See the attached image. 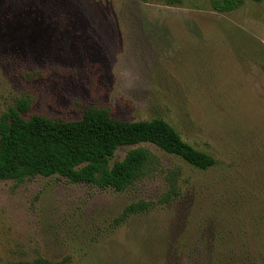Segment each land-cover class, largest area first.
I'll return each mask as SVG.
<instances>
[{"label": "rangeland", "instance_id": "374dc122", "mask_svg": "<svg viewBox=\"0 0 264 264\" xmlns=\"http://www.w3.org/2000/svg\"><path fill=\"white\" fill-rule=\"evenodd\" d=\"M212 1L0 0V116L24 100L26 120L161 118L216 160L199 171L142 144L152 163L121 192L0 181V264H218L231 250L264 264V0Z\"/></svg>", "mask_w": 264, "mask_h": 264}, {"label": "trees", "instance_id": "16d2710c", "mask_svg": "<svg viewBox=\"0 0 264 264\" xmlns=\"http://www.w3.org/2000/svg\"><path fill=\"white\" fill-rule=\"evenodd\" d=\"M242 5L243 0L211 2L212 9L220 13ZM28 108L27 101H18L0 116V181L24 182L36 176L57 175L71 183L121 192L143 177L152 163L151 154L142 144L153 145L199 171L216 164L214 157L185 142L161 118L127 122L113 119L106 110L89 108L73 121H53L38 115L26 120L22 113ZM121 147L132 148L123 159L110 163ZM147 208L148 203L140 201L128 205L125 214H138ZM246 252L231 250L229 258L216 261L233 264L238 257L236 263L245 264ZM14 264H65V260L37 259Z\"/></svg>", "mask_w": 264, "mask_h": 264}]
</instances>
